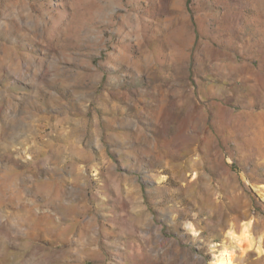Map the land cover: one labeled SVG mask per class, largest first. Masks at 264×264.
<instances>
[{"label":"rangeland","instance_id":"374dc122","mask_svg":"<svg viewBox=\"0 0 264 264\" xmlns=\"http://www.w3.org/2000/svg\"><path fill=\"white\" fill-rule=\"evenodd\" d=\"M222 250L264 264V0H0V264Z\"/></svg>","mask_w":264,"mask_h":264},{"label":"bare ground","instance_id":"6f19581e","mask_svg":"<svg viewBox=\"0 0 264 264\" xmlns=\"http://www.w3.org/2000/svg\"><path fill=\"white\" fill-rule=\"evenodd\" d=\"M238 237V236H236ZM243 238L250 240L251 237L249 234H247V230L243 233ZM238 240V238H237ZM252 243V242H251ZM252 245V244H251ZM215 264H235L232 258V254H230L226 250H222L215 258H214Z\"/></svg>","mask_w":264,"mask_h":264}]
</instances>
